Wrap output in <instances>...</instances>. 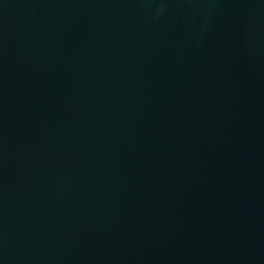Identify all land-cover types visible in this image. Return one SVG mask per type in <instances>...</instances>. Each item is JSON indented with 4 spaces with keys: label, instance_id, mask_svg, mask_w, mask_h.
Wrapping results in <instances>:
<instances>
[{
    "label": "water",
    "instance_id": "water-1",
    "mask_svg": "<svg viewBox=\"0 0 264 264\" xmlns=\"http://www.w3.org/2000/svg\"><path fill=\"white\" fill-rule=\"evenodd\" d=\"M0 264H264V0H0Z\"/></svg>",
    "mask_w": 264,
    "mask_h": 264
}]
</instances>
